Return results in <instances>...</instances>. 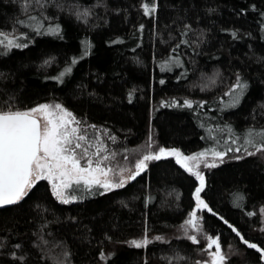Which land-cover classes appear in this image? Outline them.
Segmentation results:
<instances>
[{"label":"trees","instance_id":"16d2710c","mask_svg":"<svg viewBox=\"0 0 264 264\" xmlns=\"http://www.w3.org/2000/svg\"><path fill=\"white\" fill-rule=\"evenodd\" d=\"M62 2L64 11L50 8L49 12L59 15L63 38L33 36L35 44L0 55V107L10 96L22 107L60 101L78 117L115 132L121 137L118 149L136 150L152 135L156 145L179 147L186 154L208 146L202 139L207 133L201 121L237 128L264 125V39L259 16L264 0H158L160 7L152 17L143 13L142 0ZM74 3L93 11L89 23L68 13ZM250 3H256L257 9L249 7L237 15ZM18 18H24L20 0H0V29L10 31ZM186 24L192 31L183 36ZM16 26L31 33L26 25ZM232 28L239 30L240 39L223 30ZM86 38L92 41L90 55L72 66L63 83L53 79L73 56L81 55ZM184 39L188 44L181 43ZM173 56L183 64L162 69L161 61ZM50 57L45 65L43 61ZM238 69L249 80V89L239 105L221 109L218 97L227 91ZM217 74L219 79L212 83L210 78ZM161 78L164 84L159 83ZM186 97L208 104L197 112L195 106L161 103L176 98L183 104ZM204 172L206 198L214 209L247 238L264 241L258 211L264 204V158L226 159ZM195 183L174 157L150 161L149 168L122 189L103 195L81 190L84 198L67 204L55 199L46 181H38L23 201L0 210V242L7 244L0 249V264H13L8 253L17 243L24 245L26 264H60L65 251L72 254L69 264H145V256L148 264H165L163 255L176 250L190 257L182 264H194L202 257L199 248L205 241L194 244L181 234L180 226L194 205ZM236 192L246 194L242 206L234 198ZM249 211L257 215L249 216ZM202 214L204 229L222 235L225 251L228 244L239 248L231 264H256L257 250L244 245L214 213ZM145 220L150 234L168 240L155 241L147 249L124 243L143 234ZM102 249L114 253L106 262L99 256Z\"/></svg>","mask_w":264,"mask_h":264},{"label":"snow or ice","instance_id":"6c2138e0","mask_svg":"<svg viewBox=\"0 0 264 264\" xmlns=\"http://www.w3.org/2000/svg\"><path fill=\"white\" fill-rule=\"evenodd\" d=\"M140 7L145 15L152 17L156 15L160 5L158 0H142ZM249 7L256 10L258 6L256 3H250L248 7L239 9L237 15H243ZM50 8L62 12L64 4L62 0H20V15L24 18L16 19L10 31L0 29V55L7 56L14 49H25L29 44H35L33 36L52 34L63 38L64 29L59 22L60 17L56 13H50ZM67 11L70 15H75L77 20L85 23H89V17L93 15L91 9L77 3L70 4ZM259 16L262 18L261 39H264V10L259 11ZM16 25H26L28 29H31V33ZM144 28L145 25L141 23L139 25L141 34ZM223 30L230 31L234 38L240 39L238 29ZM189 31H192L191 25H183L181 35L187 36ZM245 35L252 36V33L247 32ZM109 43H115V41L110 40ZM181 43L188 44V40L184 39ZM178 47L179 44L175 45L173 52ZM91 48L92 41L86 38L81 55L73 56L59 75L53 79L63 83L65 75L72 72V66L84 56L90 55ZM52 59L50 57L43 63L48 65ZM182 64L180 57L173 56L162 60L161 68L170 69L172 65ZM187 71L185 69V74ZM183 75L176 76V79L180 80ZM210 79L212 83H215L219 79V74ZM220 82L223 83L222 80ZM159 83L164 84L165 79L161 78ZM249 84V80L238 69L234 81L227 86V91L218 97L220 101L218 107L223 109L239 105L249 89ZM225 96L228 97L227 100ZM131 98L130 92L129 99ZM15 99V96H10L0 107V206L16 205L23 201L29 196L33 186L44 179L51 183L52 194L62 203L83 199L81 190L85 194L103 195L115 189H122L130 181H135L149 168L150 161H159L162 157H174L176 163L191 173L196 181L192 192L194 205L180 226L181 234L194 244L200 245L202 239L205 241L203 247L199 248L202 257L196 259L194 264H231V257L240 251L232 244H228V250L225 251L222 235L219 233L213 235L204 229L202 213L205 210L208 213H214L225 225H230L231 230L237 234L244 245L257 250L256 264H264V241L256 242L247 238L236 224L231 223L214 209L206 198L207 178L202 170V166L215 168L223 164L225 159L240 161L246 157L264 158V125L252 124L237 128L231 123L221 125L201 121V127L205 128L207 133L202 139L208 146L189 154L179 147L156 145L152 135H149L145 144L138 149V158L132 164L129 161V154L134 150L127 147L118 149L116 145L121 137L110 128L87 122L60 101H46L22 107L18 103H13ZM161 103L190 109L195 106V110L199 112L208 104V101L186 97L183 104L176 98H172L171 101L162 100ZM121 153H123L122 159H118ZM234 198L242 206L246 200V194L236 192ZM258 211L261 217L259 229L264 232V204ZM248 215L255 216L257 213L249 211ZM150 231L145 220L143 234L139 238L133 237L124 243L147 249L155 241L168 240L165 235L150 234ZM105 236L108 240L112 239L107 233ZM5 247L7 244L0 242V249ZM23 248V244L17 243L8 253L13 264H26V257L22 254ZM71 255L70 251H65L64 260L60 264H69ZM112 255L114 253L105 252L103 249L99 252L101 261L105 262ZM163 259L165 264H182L190 257H185L176 250L171 255L164 254ZM145 264H148L147 256H145Z\"/></svg>","mask_w":264,"mask_h":264},{"label":"rangeland","instance_id":"374dc122","mask_svg":"<svg viewBox=\"0 0 264 264\" xmlns=\"http://www.w3.org/2000/svg\"><path fill=\"white\" fill-rule=\"evenodd\" d=\"M148 140V139H147ZM146 140V141H147ZM145 141V142H146ZM145 144V143H144ZM143 144V145H144ZM142 145V146H143ZM142 146H140V147H142ZM140 147H138L136 150H134V151H131L130 153H132V155H129V161L132 163V164H134V162H135V159L136 158H138V155H139V151H138V149L140 148ZM122 153H121V157H118V159H122ZM226 160V159H225ZM209 168H203V166H202V170H208ZM191 174V173H190ZM44 181H46L48 184H49V186H50V191H51V183L49 182V181H47L46 179H44ZM52 193V192H51ZM53 195V194H52ZM54 196V195H53ZM55 197V196H54ZM55 199L58 201V202H61V201H59L56 197H55ZM72 202H74V201H72ZM62 203V202H61ZM64 204H67V203H64Z\"/></svg>","mask_w":264,"mask_h":264},{"label":"water","instance_id":"95a60500","mask_svg":"<svg viewBox=\"0 0 264 264\" xmlns=\"http://www.w3.org/2000/svg\"><path fill=\"white\" fill-rule=\"evenodd\" d=\"M10 206H12V205H9V206H0V210L5 209V208L10 207Z\"/></svg>","mask_w":264,"mask_h":264}]
</instances>
